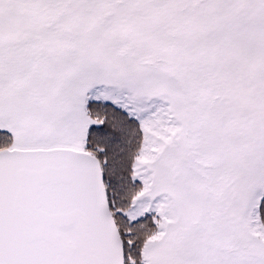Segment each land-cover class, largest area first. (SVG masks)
I'll use <instances>...</instances> for the list:
<instances>
[{
    "label": "snow or ice",
    "instance_id": "snow-or-ice-1",
    "mask_svg": "<svg viewBox=\"0 0 264 264\" xmlns=\"http://www.w3.org/2000/svg\"><path fill=\"white\" fill-rule=\"evenodd\" d=\"M0 264H264V0H0Z\"/></svg>",
    "mask_w": 264,
    "mask_h": 264
}]
</instances>
